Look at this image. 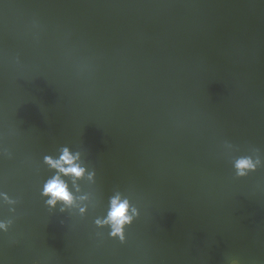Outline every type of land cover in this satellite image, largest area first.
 <instances>
[{"label": "water", "instance_id": "obj_1", "mask_svg": "<svg viewBox=\"0 0 264 264\" xmlns=\"http://www.w3.org/2000/svg\"><path fill=\"white\" fill-rule=\"evenodd\" d=\"M263 56L264 0H0V192L15 201L0 212L27 198L86 264L143 261L135 239L178 208L264 225V181L236 168L264 145L236 76ZM64 147L95 176L68 182L77 199L62 212L41 189L56 174L44 157ZM117 194L138 213L123 241L96 223Z\"/></svg>", "mask_w": 264, "mask_h": 264}, {"label": "crops", "instance_id": "obj_2", "mask_svg": "<svg viewBox=\"0 0 264 264\" xmlns=\"http://www.w3.org/2000/svg\"><path fill=\"white\" fill-rule=\"evenodd\" d=\"M236 76L257 104L252 126L264 132V56L239 69ZM246 158L260 161L250 176L264 181V145L258 157ZM180 193L176 190L173 195L178 197ZM182 210L156 215L152 225L135 239L144 260L132 264H232L233 259L243 264H264V225L254 221L249 227H231L208 220L197 211ZM0 220L12 222L7 233L0 232V264H86L73 237L50 236L44 230L27 198L7 214L0 212ZM129 236L126 226L124 237Z\"/></svg>", "mask_w": 264, "mask_h": 264}, {"label": "clouds", "instance_id": "obj_3", "mask_svg": "<svg viewBox=\"0 0 264 264\" xmlns=\"http://www.w3.org/2000/svg\"><path fill=\"white\" fill-rule=\"evenodd\" d=\"M44 162L51 169H54L56 174L44 182L41 195L47 198L45 203L50 208H56L57 205H60V211L63 212L66 208L73 206L77 199L70 185L63 177H71L73 185H75L76 181L83 179L85 176L92 179L95 173H89L88 169L80 163V154L78 152L73 153L68 147L61 149L59 159L45 156ZM259 163V160L253 161L251 158L238 160L236 162L237 175L246 176L249 171H255ZM0 199L15 203L7 193L0 192ZM83 211L85 209H81V212ZM137 214L130 201L117 194L111 199V207L107 217L103 221L97 220L96 223L100 226L110 225L112 228L111 235L113 237L119 236L121 241H123L125 227L133 222ZM11 223V221L0 220V232L7 233ZM232 264H243V262L239 259H233Z\"/></svg>", "mask_w": 264, "mask_h": 264}, {"label": "rangeland", "instance_id": "obj_4", "mask_svg": "<svg viewBox=\"0 0 264 264\" xmlns=\"http://www.w3.org/2000/svg\"><path fill=\"white\" fill-rule=\"evenodd\" d=\"M149 127L155 131H157V133H160L161 131H167V126L162 124L156 117L155 114H152V116L150 117L149 119ZM169 147H165V151L166 150L168 151ZM152 148H147L145 150V154H144V157H148L144 163L142 164L143 166V169H147L148 171H151L153 173H157L161 170V163L160 161L159 162H154L153 161V157L154 155L152 156ZM156 157H160V155H155ZM107 163H111L112 161L110 159H106ZM67 177V176H66ZM69 180H72L71 177H67Z\"/></svg>", "mask_w": 264, "mask_h": 264}]
</instances>
